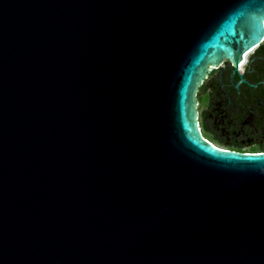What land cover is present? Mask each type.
Wrapping results in <instances>:
<instances>
[{"label": "water", "instance_id": "water-1", "mask_svg": "<svg viewBox=\"0 0 264 264\" xmlns=\"http://www.w3.org/2000/svg\"><path fill=\"white\" fill-rule=\"evenodd\" d=\"M263 42L264 0H0V264H264V153L196 107Z\"/></svg>", "mask_w": 264, "mask_h": 264}, {"label": "flooded vegetation", "instance_id": "flooded-vegetation-1", "mask_svg": "<svg viewBox=\"0 0 264 264\" xmlns=\"http://www.w3.org/2000/svg\"><path fill=\"white\" fill-rule=\"evenodd\" d=\"M196 100L207 139L239 153H264V42L238 65L224 59L208 66Z\"/></svg>", "mask_w": 264, "mask_h": 264}, {"label": "rangeland", "instance_id": "rangeland-1", "mask_svg": "<svg viewBox=\"0 0 264 264\" xmlns=\"http://www.w3.org/2000/svg\"><path fill=\"white\" fill-rule=\"evenodd\" d=\"M209 140V139H208ZM215 145H217V146H219V147H221L220 145H218V144H215Z\"/></svg>", "mask_w": 264, "mask_h": 264}, {"label": "trees", "instance_id": "trees-1", "mask_svg": "<svg viewBox=\"0 0 264 264\" xmlns=\"http://www.w3.org/2000/svg\"><path fill=\"white\" fill-rule=\"evenodd\" d=\"M212 142V141H211Z\"/></svg>", "mask_w": 264, "mask_h": 264}]
</instances>
